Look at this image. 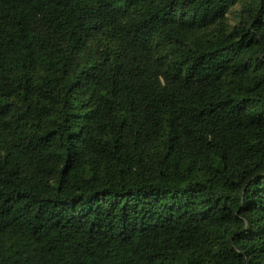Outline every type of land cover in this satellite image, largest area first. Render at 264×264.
<instances>
[{
	"label": "trees",
	"instance_id": "trees-1",
	"mask_svg": "<svg viewBox=\"0 0 264 264\" xmlns=\"http://www.w3.org/2000/svg\"><path fill=\"white\" fill-rule=\"evenodd\" d=\"M0 264H264V0H0Z\"/></svg>",
	"mask_w": 264,
	"mask_h": 264
}]
</instances>
